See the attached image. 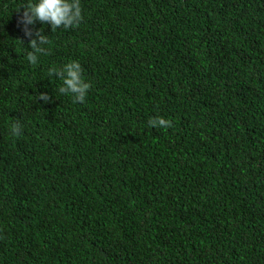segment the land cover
<instances>
[{
  "label": "trees",
  "instance_id": "1",
  "mask_svg": "<svg viewBox=\"0 0 264 264\" xmlns=\"http://www.w3.org/2000/svg\"><path fill=\"white\" fill-rule=\"evenodd\" d=\"M28 2L0 0L23 92L0 95V264H264V0H81L79 27L29 26L35 65ZM47 57L81 64L85 102L21 81Z\"/></svg>",
  "mask_w": 264,
  "mask_h": 264
},
{
  "label": "clouds",
  "instance_id": "2",
  "mask_svg": "<svg viewBox=\"0 0 264 264\" xmlns=\"http://www.w3.org/2000/svg\"><path fill=\"white\" fill-rule=\"evenodd\" d=\"M23 8V13L20 15L18 23L23 25L22 30L26 37L29 38L28 48L31 49L27 52L26 59L30 64L35 65L38 62V56L46 54L49 43V37L43 34V29H33L29 26H33L37 21L50 24L52 32L58 28L75 29L80 26L83 21L81 0H29L28 3L17 8V13ZM23 44V41H20ZM45 45V46H44ZM51 54L50 56H53ZM48 56V57H50ZM41 64L38 72L32 76L21 81L25 83H36L45 85L48 90L52 92L59 82H54L51 78H58L62 83L58 88V92L62 95H71L73 103H83L87 96L88 91L91 88V84L86 82L83 76L84 69L78 61H69L62 67L51 66L47 59ZM144 61L148 64V67L153 71L162 72L164 69L160 60H153L151 57H146ZM18 57L14 62H10L11 73H17L19 70ZM102 73L99 76L101 78ZM109 76V75H108ZM115 78H118L114 76ZM109 93H113L118 90L119 85L114 80L107 77L106 82L102 85ZM23 93L20 90H15L10 87L2 86L0 88V95H12ZM39 99L44 102H49L51 97L46 93H40ZM149 127L155 128H171L173 127L172 121L163 117L150 118L148 121ZM22 127L19 119H16L11 125V132L15 136L22 134ZM102 225L104 227L105 221Z\"/></svg>",
  "mask_w": 264,
  "mask_h": 264
}]
</instances>
